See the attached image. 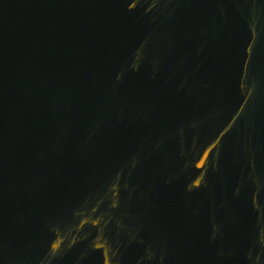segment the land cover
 I'll list each match as a JSON object with an SVG mask.
<instances>
[{
    "label": "water",
    "instance_id": "95a60500",
    "mask_svg": "<svg viewBox=\"0 0 264 264\" xmlns=\"http://www.w3.org/2000/svg\"><path fill=\"white\" fill-rule=\"evenodd\" d=\"M0 264H264V0H0Z\"/></svg>",
    "mask_w": 264,
    "mask_h": 264
}]
</instances>
